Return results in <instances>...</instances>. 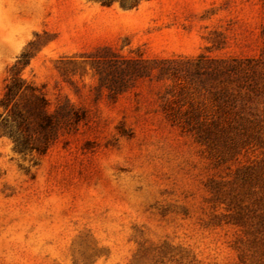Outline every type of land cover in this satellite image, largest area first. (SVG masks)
Listing matches in <instances>:
<instances>
[{
    "label": "rangeland",
    "instance_id": "1",
    "mask_svg": "<svg viewBox=\"0 0 264 264\" xmlns=\"http://www.w3.org/2000/svg\"><path fill=\"white\" fill-rule=\"evenodd\" d=\"M122 58L192 73L113 94ZM15 77L88 123L21 152L0 104V264H264V0H0Z\"/></svg>",
    "mask_w": 264,
    "mask_h": 264
},
{
    "label": "trees",
    "instance_id": "2",
    "mask_svg": "<svg viewBox=\"0 0 264 264\" xmlns=\"http://www.w3.org/2000/svg\"><path fill=\"white\" fill-rule=\"evenodd\" d=\"M100 1L108 6L115 1H120L129 7H137L141 0ZM203 64L201 61L198 63L197 75L217 76L226 72L225 69L223 71L218 68L210 70ZM109 67L111 79L101 77L100 80L113 94L127 91L135 82L142 79H155L158 82L184 81L192 73L186 63L163 59L122 58L120 62L110 63ZM25 84L20 77L12 78L0 102L8 113L9 119L3 120L5 125H8L10 121L13 124V129L5 135L14 141L21 152L44 155L61 137L75 133L81 125L88 123L86 111L71 104L60 105L53 112L50 111V104L45 96L42 93L37 94L35 89ZM27 93H30L31 99L27 104H23L19 97Z\"/></svg>",
    "mask_w": 264,
    "mask_h": 264
}]
</instances>
